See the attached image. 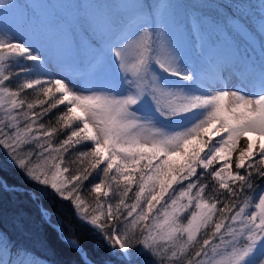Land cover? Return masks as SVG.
<instances>
[{"label":"snow or ice","instance_id":"1","mask_svg":"<svg viewBox=\"0 0 264 264\" xmlns=\"http://www.w3.org/2000/svg\"><path fill=\"white\" fill-rule=\"evenodd\" d=\"M216 3L177 18L169 0H112L70 64L53 62L29 5L0 7V173L6 160L27 181L0 174V193L36 208L0 210V264H54L32 242L46 228L81 264L93 261L67 235L78 228L107 247L102 264H264V73L236 54L254 9L264 47V0Z\"/></svg>","mask_w":264,"mask_h":264},{"label":"trees","instance_id":"2","mask_svg":"<svg viewBox=\"0 0 264 264\" xmlns=\"http://www.w3.org/2000/svg\"><path fill=\"white\" fill-rule=\"evenodd\" d=\"M0 1L4 4L11 2V0ZM108 1L109 2H107V5H110L112 0ZM200 1L206 4L203 9L204 11L202 10V8L193 6L184 0H169V3L171 5L172 13L175 14L177 18L186 17L190 12L195 9L200 10V12L204 15H215V12H217V10L223 11V9H218V4L216 3V0ZM18 2L30 6L28 10L30 11V13H34L35 15V18L39 25L38 34L41 35L40 37H42L45 41H48L53 45H56V41L60 39L62 35L68 37L72 46L73 60H76L82 55V49L80 47L79 42L83 37L84 32L88 31L86 27H89L90 24L85 22L86 16L81 15V10L79 8L81 5V0H62L59 5H53L47 2L44 6L48 7V9L52 13L49 22L44 19H41L37 15V13L35 12V8L33 7V3L30 0H18ZM220 2H228V0H220ZM254 2H258V0H254ZM213 8L217 10L214 12ZM104 9L109 10V6L107 8L105 7ZM259 18V9H254L251 23L253 24L255 31H247L250 34L251 38L254 39V43L251 41V38L249 39L245 36L243 39H238L236 41V54L239 57V66L244 71H247L249 67H253L258 73L260 72L261 75L262 73H264V47H262V33L256 26L257 19ZM230 51L231 49H225V52ZM186 56L193 62H199L200 57L197 56V54L191 49H186ZM27 63L30 64L31 61H28ZM153 69L158 74L161 82L167 86H170V88L172 89H183V91L186 93H192L197 87L196 82L194 80H183L176 75L169 74L168 72L159 69V67L156 65H153ZM148 107L152 108L151 101H148ZM155 115L157 119L165 121L159 117L158 113H155ZM184 115L190 116L192 115V113ZM180 120L181 118L178 119L176 123L178 124ZM167 121H173V118ZM2 159L3 156L2 154H0V161H2ZM3 167L4 172L0 174L5 175L9 179L10 183L27 184V181L24 179V177L18 172H16L15 169H13L11 165L7 163L6 160L3 163ZM43 202L48 205L53 212H56L57 208L59 207L58 204L50 203L48 199H45ZM18 203L22 204L24 210L30 216H35V205H33L28 200L27 196H23L20 198L19 201H17L9 195L0 193V210H5V213H7V211L11 213ZM59 215L63 216L65 220H68L71 216V207L67 204H64ZM72 223H77L74 217H72ZM67 235L72 236L73 238L79 237L80 239H82L84 242V247L88 251L89 258L92 259L93 264H102V257L106 253L107 247L105 246L100 250L95 249L93 246L92 237L90 235V230L88 228H78L75 235L71 232H67ZM41 240L46 242V244L51 248L52 251L49 253L41 252L40 255H47L54 262V264H81L79 256L76 255V253L72 251L69 247H67L64 242L60 241L57 238L54 229L46 228L40 230V232L33 238L32 242L39 244Z\"/></svg>","mask_w":264,"mask_h":264},{"label":"rangeland","instance_id":"3","mask_svg":"<svg viewBox=\"0 0 264 264\" xmlns=\"http://www.w3.org/2000/svg\"><path fill=\"white\" fill-rule=\"evenodd\" d=\"M30 1L33 3V7L35 8V12L37 13V15L41 19H44L47 22H49L52 13L48 9V7H46L44 5H46L47 2H49L50 4H53V5H59V3L62 0H30ZM184 1H186L187 3H189L193 6L202 8V10L206 6V4L200 0H184ZM107 2H109V1L108 0H81V3H80L81 5L79 8L81 10V15L86 16L85 22L90 24V21L92 20V18H94V17L99 18L102 15L106 14V12L109 11V10L104 9L105 7L107 8L109 6V4L107 5ZM4 5L5 4L0 1V7H3ZM213 10L215 12L217 9L215 10V8H213ZM210 11H212V10H210ZM205 12H207V11H205ZM211 13H213V12H211ZM261 23H262V21L260 20V18L257 19V25L256 26L258 27V29L260 31H261V28H260ZM89 27H86L88 31L91 30V28H89ZM243 35L249 39L251 38V36L247 32V30H245ZM40 36L41 35H39V37ZM40 39L43 42V44L45 45V47L48 49L49 54L51 55L54 63L69 64V63L74 61L73 57H72V46H71V43H70V40L68 39V37H65L62 35V37L56 41V45H53L50 42L45 41L42 37H40ZM251 41L254 43V39L251 38ZM246 72H248L250 75H252L253 77H255L257 79L260 77V72L258 73L253 67H249ZM233 83L235 84V82H233ZM168 87H170V86H168ZM85 94H88V93H85ZM249 94H251L250 89H249ZM179 117L180 116L174 117L173 121H161L160 119H157V120L159 123L163 124L166 127H172V126L177 124L176 121L181 118V117L180 118Z\"/></svg>","mask_w":264,"mask_h":264}]
</instances>
